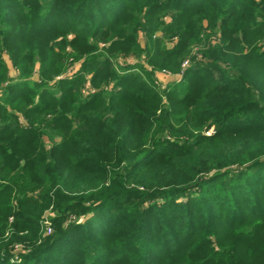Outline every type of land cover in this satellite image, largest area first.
Wrapping results in <instances>:
<instances>
[{
  "label": "trees",
  "instance_id": "trees-1",
  "mask_svg": "<svg viewBox=\"0 0 264 264\" xmlns=\"http://www.w3.org/2000/svg\"><path fill=\"white\" fill-rule=\"evenodd\" d=\"M0 264H264V0H0Z\"/></svg>",
  "mask_w": 264,
  "mask_h": 264
},
{
  "label": "rangeland",
  "instance_id": "rangeland-1",
  "mask_svg": "<svg viewBox=\"0 0 264 264\" xmlns=\"http://www.w3.org/2000/svg\"><path fill=\"white\" fill-rule=\"evenodd\" d=\"M69 50H70V49H69ZM134 63H135V62H134L133 60H130V64H131V65L134 64ZM8 64H9V66H10V68H11L12 76H14L15 73H14V71L12 70V64H11V62H10L9 60H8ZM116 64L119 65V66L125 65L124 60L121 59V58L116 59ZM79 66H80V63H79V64L76 63V64L74 65V61H73V59H71V60L68 62V71H67L63 76L65 77V76H71V75H74V74L77 72V70L79 69ZM157 77H159V79H160V78L164 79L165 76L158 75ZM172 78H173V77H167L166 79H164V81H170V80H173Z\"/></svg>",
  "mask_w": 264,
  "mask_h": 264
},
{
  "label": "built area",
  "instance_id": "built-area-1",
  "mask_svg": "<svg viewBox=\"0 0 264 264\" xmlns=\"http://www.w3.org/2000/svg\"><path fill=\"white\" fill-rule=\"evenodd\" d=\"M188 64H189L188 61L184 62L182 69L185 70L188 67ZM160 75L165 76L164 79H166L167 77H173L174 78V76L172 74H170L169 72H164V73H161ZM176 77H178V76H176ZM164 79H162V78L159 79V82L162 84L163 88H165L167 83H168V81H164Z\"/></svg>",
  "mask_w": 264,
  "mask_h": 264
}]
</instances>
